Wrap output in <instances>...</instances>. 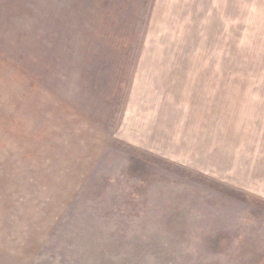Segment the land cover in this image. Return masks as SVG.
I'll list each match as a JSON object with an SVG mask.
<instances>
[{"label":"rangeland","instance_id":"374dc122","mask_svg":"<svg viewBox=\"0 0 264 264\" xmlns=\"http://www.w3.org/2000/svg\"><path fill=\"white\" fill-rule=\"evenodd\" d=\"M263 252L264 0H0V264Z\"/></svg>","mask_w":264,"mask_h":264},{"label":"crops","instance_id":"0c3cea01","mask_svg":"<svg viewBox=\"0 0 264 264\" xmlns=\"http://www.w3.org/2000/svg\"><path fill=\"white\" fill-rule=\"evenodd\" d=\"M263 246V245H262ZM262 255L260 256V259L262 260V261H264V252L263 253H261ZM230 260L229 261H231L230 263H228V264H232V260L231 259H236V258H233V257H230L229 258ZM237 260V259H236Z\"/></svg>","mask_w":264,"mask_h":264}]
</instances>
